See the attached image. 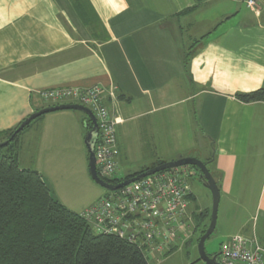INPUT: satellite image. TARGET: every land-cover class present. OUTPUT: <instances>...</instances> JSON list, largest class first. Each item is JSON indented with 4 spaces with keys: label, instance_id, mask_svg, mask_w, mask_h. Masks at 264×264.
Masks as SVG:
<instances>
[{
    "label": "crops",
    "instance_id": "0c3cea01",
    "mask_svg": "<svg viewBox=\"0 0 264 264\" xmlns=\"http://www.w3.org/2000/svg\"><path fill=\"white\" fill-rule=\"evenodd\" d=\"M93 86L105 91L119 120V178L128 176L120 167L132 159L119 133L189 104L190 141L205 147L200 161L209 162L220 199L229 206L240 199L246 218L238 234L264 242V103L236 97L264 89V5L256 16L235 0H0V132L49 106L44 91ZM58 112L19 137L21 169H29L21 160L45 136L71 126L68 116L79 123L74 113ZM252 182L258 191L248 214Z\"/></svg>",
    "mask_w": 264,
    "mask_h": 264
},
{
    "label": "rangeland",
    "instance_id": "374dc122",
    "mask_svg": "<svg viewBox=\"0 0 264 264\" xmlns=\"http://www.w3.org/2000/svg\"><path fill=\"white\" fill-rule=\"evenodd\" d=\"M190 107L189 104H186L168 109L152 117L136 120L126 126L125 135L122 136L120 133L119 135L122 143H127L132 147V159L131 162L120 167V176L132 174L157 162L170 163L185 157L205 160L206 154H208L205 152V147L201 150L190 141L194 136V121L186 119ZM69 112L74 113L73 115L79 119V123H72L70 120L72 116H68L66 120L71 123V126L65 130L61 128L60 133L57 131L50 136H45L44 143L38 146L37 152L32 154L31 158L24 156L21 160V166L39 171L52 196L67 209L79 214L101 199L106 190L96 185L88 174L87 151L84 144L86 129L82 124L83 113ZM56 113L59 112L38 117L33 120L29 127H34L38 123L37 121L44 119L46 115ZM23 151L26 152V148ZM190 185L194 195V203L191 205V209L195 211V214L200 213L199 211L203 209L210 214L212 205L210 192L203 186L199 177L192 178ZM252 185L253 190H245L248 197L245 201L247 207L245 211L248 214L253 211V203L258 191L256 187L254 188L258 184L255 185L254 182ZM228 203L221 197L214 232L205 241V253L210 258L218 255L228 237L238 234L239 226L246 218L244 217L245 213L238 208L239 197L237 199L238 206L235 201H230V206ZM191 209L188 208V212L193 214ZM205 222L206 220L203 224L208 223V221ZM189 227L190 229L195 228L193 217H190ZM187 230L189 228L184 232L189 235ZM199 238L200 233L198 231L194 234V238L188 237L187 239L186 237L185 242L177 243L180 245L179 248L174 247V250L166 256L150 258L148 263L204 264L198 258L195 244Z\"/></svg>",
    "mask_w": 264,
    "mask_h": 264
},
{
    "label": "built area",
    "instance_id": "2783aa9c",
    "mask_svg": "<svg viewBox=\"0 0 264 264\" xmlns=\"http://www.w3.org/2000/svg\"><path fill=\"white\" fill-rule=\"evenodd\" d=\"M235 1L256 16L264 5V0ZM41 98L50 106L72 103L93 113L97 123L93 146L97 176L108 184L119 179L116 148L119 120L105 104V91L99 86L52 89L42 92ZM194 177L195 172L188 166L155 173L116 191H106L80 216L95 234L113 236L132 244L148 259L163 257L174 247L179 248L177 243L185 242L191 235L189 181ZM187 228L189 235L184 232ZM216 258L219 264H264V242L233 235Z\"/></svg>",
    "mask_w": 264,
    "mask_h": 264
},
{
    "label": "trees",
    "instance_id": "16d2710c",
    "mask_svg": "<svg viewBox=\"0 0 264 264\" xmlns=\"http://www.w3.org/2000/svg\"><path fill=\"white\" fill-rule=\"evenodd\" d=\"M236 97L244 104L264 103V89ZM50 107L55 106H47ZM83 116L87 133L92 125ZM31 123L0 147V264H149L146 255L134 245L113 236L95 234L81 213L72 212L52 196L37 171L20 168L19 137ZM17 126L0 132V143L8 141ZM163 163L111 183L126 181ZM204 163L215 180L209 162ZM188 167L204 184L199 170ZM189 200H193L191 195ZM192 217L194 234L199 231L203 235L208 226L203 223L206 218L209 222L210 214L193 213Z\"/></svg>",
    "mask_w": 264,
    "mask_h": 264
},
{
    "label": "water",
    "instance_id": "95a60500",
    "mask_svg": "<svg viewBox=\"0 0 264 264\" xmlns=\"http://www.w3.org/2000/svg\"><path fill=\"white\" fill-rule=\"evenodd\" d=\"M58 111L80 112V113H83L89 119L92 126H91V129L86 133L84 137V144H85L86 151H87L88 174H89L90 179L96 185H98L99 187L103 188L106 191H116L118 189H121L122 187H125L129 184L139 181L147 176H150L155 173L168 170L171 168L191 166L199 170L201 174V178L204 181L203 185L210 192L212 205H211L210 221H209L208 227L205 230L204 234L200 236L196 244L197 254H198L199 260L204 262V264H219L217 262L216 256H213L212 258H210L209 256L206 255L205 247H204L205 241L214 232L215 225H216V218H217V210H218V205L220 201V191L216 185L215 180L213 179L212 175L208 171L207 166L204 162L197 160L195 158H181L174 162L163 163L161 165H158L154 167L153 169H150L149 171H146L126 181H121L120 183H116V184H108L102 181L101 179H99L96 173L95 158H94V152H93L94 141L97 136V123H96L95 116L87 108L80 106V105H76V104H65V105L50 107V108L42 109L30 115L28 118H26L24 121H22L18 125V127L14 130L12 136L9 138L8 141L0 143V147L6 146L17 134H19L33 120L37 119L38 117L42 115L53 113V112H58Z\"/></svg>",
    "mask_w": 264,
    "mask_h": 264
},
{
    "label": "bare ground",
    "instance_id": "6f19581e",
    "mask_svg": "<svg viewBox=\"0 0 264 264\" xmlns=\"http://www.w3.org/2000/svg\"><path fill=\"white\" fill-rule=\"evenodd\" d=\"M90 111V110H89ZM93 114V113H92ZM137 182V181H136ZM190 185V184H189Z\"/></svg>",
    "mask_w": 264,
    "mask_h": 264
},
{
    "label": "clouds",
    "instance_id": "9594fccd",
    "mask_svg": "<svg viewBox=\"0 0 264 264\" xmlns=\"http://www.w3.org/2000/svg\"><path fill=\"white\" fill-rule=\"evenodd\" d=\"M107 183V182H106Z\"/></svg>",
    "mask_w": 264,
    "mask_h": 264
}]
</instances>
